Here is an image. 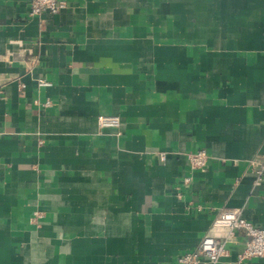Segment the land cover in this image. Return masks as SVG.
Here are the masks:
<instances>
[{
  "label": "crops",
  "instance_id": "obj_1",
  "mask_svg": "<svg viewBox=\"0 0 264 264\" xmlns=\"http://www.w3.org/2000/svg\"><path fill=\"white\" fill-rule=\"evenodd\" d=\"M66 1L0 0V264H182L223 207L264 226V0ZM246 242L199 264H264Z\"/></svg>",
  "mask_w": 264,
  "mask_h": 264
},
{
  "label": "built area",
  "instance_id": "obj_2",
  "mask_svg": "<svg viewBox=\"0 0 264 264\" xmlns=\"http://www.w3.org/2000/svg\"><path fill=\"white\" fill-rule=\"evenodd\" d=\"M68 6L66 0H30V14L41 15L43 13H58ZM45 85L46 82H41ZM101 127H118L120 119L114 115H102L99 117ZM165 158V154H161ZM209 154L206 149H199L188 154V159L193 168L205 169L208 165ZM264 171V163L261 164L260 174ZM190 180L185 178V182ZM213 226L218 228L220 234L205 235L199 245L179 257L182 264H199L203 258L216 262L229 254L228 243L232 241L238 232L247 236L244 249L238 254V261L243 262L255 257H264V226L248 220L244 217L239 207H223L213 220Z\"/></svg>",
  "mask_w": 264,
  "mask_h": 264
}]
</instances>
